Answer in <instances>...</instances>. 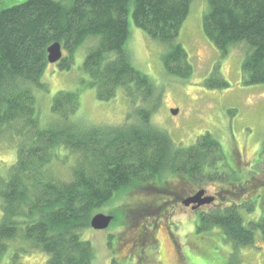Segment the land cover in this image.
<instances>
[{"label": "trees", "instance_id": "obj_1", "mask_svg": "<svg viewBox=\"0 0 264 264\" xmlns=\"http://www.w3.org/2000/svg\"><path fill=\"white\" fill-rule=\"evenodd\" d=\"M195 1L26 0L0 13V140L13 142L17 155L0 173V257L10 242L20 241L28 247L13 254L12 264H21L18 258L31 252L47 254L45 264H93L94 247L82 233L100 211L112 216L102 208L120 192L157 183L165 173L197 184L221 175L225 157L214 136L207 133L183 148L153 125L162 104L159 86L134 65L127 49L131 15L136 27L167 47V73L189 78L193 66L177 39ZM206 1L204 34L222 56L245 45V83L264 84V0ZM54 43L66 52L57 62L63 71L71 70L84 49L79 83L95 89L99 101L125 93L132 111L124 124H88L79 114L77 88L54 95L53 120L44 125L38 96L50 92L43 77ZM228 85L217 76L207 83L212 89ZM240 188L241 194L255 189L246 182ZM256 202L231 200L199 218L203 231L219 227L230 240L231 263L240 248L255 244L256 232L264 240V214L248 224L243 214L255 211Z\"/></svg>", "mask_w": 264, "mask_h": 264}, {"label": "rangeland", "instance_id": "obj_2", "mask_svg": "<svg viewBox=\"0 0 264 264\" xmlns=\"http://www.w3.org/2000/svg\"><path fill=\"white\" fill-rule=\"evenodd\" d=\"M25 2L2 0L0 13ZM208 10L206 0L193 2L177 39L193 66V73L187 79L167 73L164 64L167 47L136 27L131 15L128 16L131 34L127 49L134 65L159 86L162 104L153 115V125L168 132L172 142L183 148L195 145L197 139L207 133L214 136L225 157V162L220 164L221 175L215 174L213 181L197 184L165 173L157 183L130 186L120 192L102 208L112 213L110 227L107 230L90 228L82 233L94 247L93 264H113L114 261L122 264H230L231 254L235 253L230 240L219 227L203 231L199 228V218L211 210L229 206L231 200L257 201L255 211L243 210L247 224L264 214V84L245 83L242 70L245 45L234 46L222 56L204 34L202 23ZM82 50L76 53L69 71L61 70L56 63L47 66L43 80L50 92L45 97L38 96L44 125L53 120L54 95L77 88L81 101L79 114L88 124H124L132 111L124 92L119 91L115 99L103 102L97 99L95 89H82L79 82L84 79L86 57ZM213 76L225 79L229 87H207ZM174 110H179L178 115L173 114ZM15 146L8 139L0 140V173L16 162ZM216 171L214 167L210 169L211 173ZM245 182L248 188L256 190L247 192V189L241 194L240 184ZM201 190L206 191L205 197H214L216 202L195 209V205H183ZM232 190L241 194L240 197L233 195ZM27 247L20 241L10 242L8 251L0 257V264H12L13 254ZM235 255L238 261L231 264H264L261 233L256 232L253 246L240 248ZM47 260V254L31 252L21 255L17 261L45 264Z\"/></svg>", "mask_w": 264, "mask_h": 264}, {"label": "water", "instance_id": "obj_3", "mask_svg": "<svg viewBox=\"0 0 264 264\" xmlns=\"http://www.w3.org/2000/svg\"><path fill=\"white\" fill-rule=\"evenodd\" d=\"M48 63L51 64H57V62H60L63 59V47L60 43H54L49 49H48ZM179 110H174L173 114L178 115ZM206 191L201 190L196 195L186 199L183 202V205L189 206V205H195V208H200L206 205H211L215 201L214 197H205ZM113 216L106 215V214H97L95 218L92 219L91 226L95 230H107L110 227L111 222L113 221Z\"/></svg>", "mask_w": 264, "mask_h": 264}, {"label": "flooded vegetation", "instance_id": "obj_4", "mask_svg": "<svg viewBox=\"0 0 264 264\" xmlns=\"http://www.w3.org/2000/svg\"><path fill=\"white\" fill-rule=\"evenodd\" d=\"M216 202V201H215Z\"/></svg>", "mask_w": 264, "mask_h": 264}]
</instances>
